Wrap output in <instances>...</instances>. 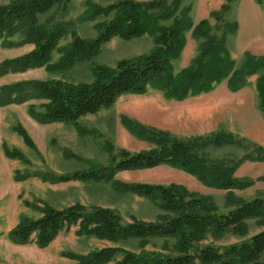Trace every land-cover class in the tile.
I'll return each mask as SVG.
<instances>
[{
  "label": "rangeland",
  "instance_id": "obj_1",
  "mask_svg": "<svg viewBox=\"0 0 264 264\" xmlns=\"http://www.w3.org/2000/svg\"><path fill=\"white\" fill-rule=\"evenodd\" d=\"M115 1L68 0L41 15L43 24L66 29L48 64L0 77V89L21 81L90 82L102 67L115 69L123 59L151 52L156 44L150 33L130 39L117 36L105 43L96 56L70 63L66 67L69 69L49 67L63 61L75 35L85 39L95 38L100 32V22L108 17L93 15L94 7ZM12 2L14 0H0V7ZM225 4L226 0H181L180 9L190 7L194 28L203 19H208L212 33L221 34L223 25L212 13L221 11ZM224 19L238 24V29L227 37L228 50L235 60L241 62L246 53L264 57L263 5L255 0H237ZM24 41L20 34L0 39V65L34 48L32 43ZM199 43L189 31L186 46L173 60L175 73L191 64L197 56ZM256 80L257 75H251L248 84L237 91L230 90L227 80H224L213 91L183 101L168 99L163 91L149 87L143 94L121 95L114 104L84 115L75 122L36 121L29 112L30 105L39 109L44 100L0 106V264H83L81 257L111 246L134 253L169 252L174 242L172 238H129L115 242L80 234L78 226L60 232L44 247L35 241L15 243L10 239L9 232L24 219L41 217L46 205L60 209L80 203L87 207L110 208L119 213L124 222L158 220L164 211L153 196L123 190L111 181L54 182V179L92 165L109 166L113 154L117 156L121 149L136 153L153 148L152 142L139 139L124 126L123 116L182 139L212 137L219 132H227L241 140V144H208L201 148V153L215 162H233L245 154L254 153L256 146L264 148V111L259 106ZM234 176L253 181V184L246 188H217L169 164L117 171L114 179L127 184H178L197 194L212 196L220 210L229 209L226 202L230 194L246 200L264 197V179H261L264 176V161L245 160ZM263 229L264 226L256 220H248L246 233L209 234L201 245L223 248L247 240ZM122 257L123 252H119L103 264H116Z\"/></svg>",
  "mask_w": 264,
  "mask_h": 264
},
{
  "label": "trees",
  "instance_id": "obj_2",
  "mask_svg": "<svg viewBox=\"0 0 264 264\" xmlns=\"http://www.w3.org/2000/svg\"><path fill=\"white\" fill-rule=\"evenodd\" d=\"M66 1L14 0L0 7V39L20 34L24 42L34 45L29 53L2 63L0 77L48 64L66 29L43 24L40 16ZM235 1L226 0L221 11L212 13L223 25L221 34L212 33L208 19H203L194 28L190 7L181 10V0H117L106 6L97 5L92 14L108 17L100 22L98 35L92 39L75 35L60 66L57 64L50 68L69 69L66 67L70 63L96 56L105 43L117 36L130 39L150 33L155 39V48L135 58L121 60L115 69L102 67L90 82L21 81L4 86L0 89V106L44 100L39 104V109L30 105L29 112L36 121L75 122L84 115L114 104L121 95L143 94L149 87L163 91L168 99L183 101L212 91L224 80H227L230 90L237 91L248 84L251 75H257L259 106L264 111V57L246 53L238 62L227 47L228 34L235 32L238 24L225 21L224 17ZM255 1L264 6V0ZM189 31L200 42L198 53L188 67L175 73L173 60L186 46ZM122 121L133 135L152 142L154 147L136 153L121 149L117 156L113 154L109 166L92 165L88 169L62 174L54 182L111 181L115 187L123 190L153 196L164 211L159 219L124 222L119 213L107 207H87L77 203L59 209L46 205L41 217L24 219L13 228L9 232L10 239L18 244L35 241L44 247L60 232L78 226L80 234L115 242L129 238L174 239L167 253H134L111 246L94 251L88 257H81L83 264H103L119 252H123V257L116 264H264V229L247 240L223 248L201 245L209 234L246 233L248 220H256L264 226V197L246 200L230 194L226 202L229 209L220 210L212 196L197 194L178 184H127L114 179L117 171L169 164L186 170L209 186L246 188L253 181L240 180L234 176V172L245 160L264 161V148L256 146L254 153L245 154L233 162H215L202 154L201 148L208 144H241V140L227 132H219L212 137L182 139L126 116Z\"/></svg>",
  "mask_w": 264,
  "mask_h": 264
},
{
  "label": "crops",
  "instance_id": "obj_3",
  "mask_svg": "<svg viewBox=\"0 0 264 264\" xmlns=\"http://www.w3.org/2000/svg\"><path fill=\"white\" fill-rule=\"evenodd\" d=\"M213 91V90H212ZM207 93H209V92H207Z\"/></svg>",
  "mask_w": 264,
  "mask_h": 264
}]
</instances>
